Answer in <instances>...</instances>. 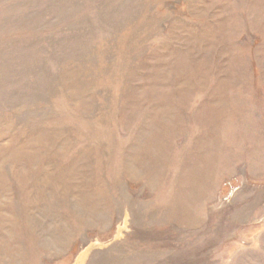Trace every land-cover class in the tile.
Masks as SVG:
<instances>
[{"label":"rangeland","instance_id":"obj_1","mask_svg":"<svg viewBox=\"0 0 264 264\" xmlns=\"http://www.w3.org/2000/svg\"><path fill=\"white\" fill-rule=\"evenodd\" d=\"M0 264H264V0H0Z\"/></svg>","mask_w":264,"mask_h":264}]
</instances>
